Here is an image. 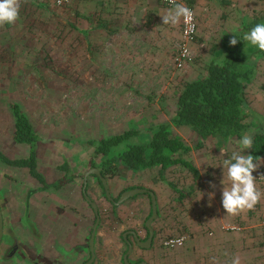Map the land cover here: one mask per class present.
I'll use <instances>...</instances> for the list:
<instances>
[{
  "label": "rangeland",
  "instance_id": "374dc122",
  "mask_svg": "<svg viewBox=\"0 0 264 264\" xmlns=\"http://www.w3.org/2000/svg\"><path fill=\"white\" fill-rule=\"evenodd\" d=\"M125 3L126 10L121 16L109 21L106 13H93L89 10L90 3L80 0H70L64 5H57L53 0H21L19 19L14 24L0 26V151L10 159L28 156L27 145L18 144L14 148V140L8 144L14 132L10 109V102L14 101L40 136V144L36 146L37 171L44 176L46 184L67 179L59 188L42 186L45 192L49 191L50 197L56 194L58 202L65 200L64 188L82 182L85 173L91 169L88 139L119 133L129 125L145 129L151 123L168 120L175 110L176 95L183 83L204 73L210 44L217 40L222 29L237 25L250 9L263 7L262 0H195L190 8L195 16L196 33L190 45L189 59L179 68L174 59L181 42L182 24L173 27L162 22V16L173 6L165 5L162 0H125ZM106 22L110 26H125L128 34L113 37L118 40L114 44L116 50L101 45L94 51L89 44L88 31H94L96 27L107 28ZM119 38L123 40L119 41ZM119 43L126 49L124 46L118 49ZM95 52L100 56L101 64L94 61ZM246 96L257 113L256 122L262 121L264 57L258 61L257 75L247 87ZM174 131L191 145L197 138L185 126L174 127ZM206 143V149L190 153L202 174L197 193L180 204L174 202L172 190L152 181L150 173L135 175L124 171L122 176L108 182L109 193L117 200L119 194L131 186L154 192L160 214L154 218L151 227L156 233L154 246L160 253L152 264H175L171 262L173 258L180 257L195 264H230L237 256L240 264H264V174L257 176L264 164L253 172L262 193L260 201L253 209L230 216L221 205V189L230 187L223 161L230 159L234 151L246 155L247 149L241 152L240 146L233 144L225 153L216 148L214 139L209 138ZM65 161L69 173L57 168ZM0 168V264H72L75 252L67 251L63 245H58L56 253L50 257L52 243L44 254L40 253V245L34 244L38 250L30 254L26 250L29 244L18 241L7 223L8 207L13 211L17 206H8L3 193L10 187H16L19 192L20 187L27 185L24 176L34 183L38 180L29 175L26 167L0 161ZM179 170L170 171L167 177L182 187V183L190 182L191 177ZM17 171L26 174H15ZM93 175V172L87 173V180H92ZM209 181L216 187H210ZM209 192L215 193L211 201ZM32 193L31 190L26 197L34 201L40 197L48 198L47 193L43 196ZM18 198L12 203L18 205ZM99 203L104 223L110 231L117 234L127 229H141L145 236V217L150 208L146 194H136L115 204L113 209L100 193ZM51 204L47 201L44 207ZM12 213L16 214L15 211ZM243 215L246 216L244 220L241 219ZM32 224L25 223L22 229L34 238L39 237L38 230L44 228V224H49L51 230L56 227L51 221ZM226 225H233L236 230ZM183 226L185 229L180 233ZM178 235L184 236L181 245L170 247L165 244L169 238ZM238 237L241 247L234 249ZM66 248L70 249L69 245ZM135 250L131 257L133 262L148 258L147 250Z\"/></svg>",
  "mask_w": 264,
  "mask_h": 264
},
{
  "label": "trees",
  "instance_id": "16d2710c",
  "mask_svg": "<svg viewBox=\"0 0 264 264\" xmlns=\"http://www.w3.org/2000/svg\"><path fill=\"white\" fill-rule=\"evenodd\" d=\"M83 1H94V4L101 7L105 5L103 0ZM184 3L192 7L195 0H184ZM262 3L261 9H250L237 25L222 29L217 40L210 44L209 60L204 65V73L183 83L176 95L175 110L168 120L151 123L145 129L129 125L119 133L86 141L91 149V167L97 168L107 183L122 176L124 171L135 175L150 173L152 181L172 190L174 202L180 204L197 193V185L202 176L190 153L206 149L209 138L215 140L216 148L227 153L229 146L238 145L237 142L243 135L251 134L252 149H247L246 155H253L257 162L264 157V118L256 122L257 113L246 96V89L257 75V64L264 57V52L242 39L243 34L255 24L264 23V0ZM234 35L238 42L235 46H230L229 41ZM10 109L14 125L13 140L27 145L29 152L25 158L10 159L0 151V161L26 167L42 186L59 188L67 181L66 178L46 184L44 176L37 171L36 146L40 136L30 119L18 103L11 101ZM183 126L192 130L197 137L192 145L174 131V127ZM57 168L65 173L70 171L66 161ZM261 168L262 166L260 170ZM177 169L191 177L190 182L182 183V187L167 177V173ZM94 177L102 188L103 196L108 199L99 177L95 174ZM132 188L135 187L126 189ZM83 193L86 195L85 190ZM146 195L150 203V195ZM159 214L157 207V215ZM251 214L253 215L252 211ZM150 215L151 203L145 220ZM184 229L185 226L180 233ZM138 262L140 260L135 263Z\"/></svg>",
  "mask_w": 264,
  "mask_h": 264
},
{
  "label": "crops",
  "instance_id": "0c3cea01",
  "mask_svg": "<svg viewBox=\"0 0 264 264\" xmlns=\"http://www.w3.org/2000/svg\"><path fill=\"white\" fill-rule=\"evenodd\" d=\"M80 1L85 3H90L89 10L95 14L100 12L106 13V15L111 19L109 21H114L116 17L121 16L123 10H126L125 0H103L105 2V5L102 7L98 4H94L95 3L94 1L93 2H86L83 0ZM80 5H82V3H80ZM106 27L107 28L104 29H101L100 27H96L94 31L93 30L88 31L90 33L89 44H92L91 47L92 50L94 49L95 51L98 48H101L102 47L101 45H105L107 47L112 46L113 49L116 50L114 44L118 40L114 39L113 37L117 36V34L123 36H127L128 34L127 28L125 26L115 27V26H110L108 23H106ZM102 31L104 32L102 33ZM82 32H84V30H82ZM119 39H120L119 41L123 40V38H119ZM122 46H124V48L126 49V46L121 43H119L118 49H121ZM94 54H95L94 61L99 62V64H101L100 56H97L96 52ZM12 138L13 135H11L8 144H12V140H13ZM15 143H13L14 148L16 145H18V143L16 144ZM38 144L40 143L38 142ZM92 168L94 167H91V169ZM91 169L87 173H90ZM8 173L10 174V171ZM18 173H21L22 175L26 174V172H22V171H17L15 174ZM87 173H85L82 182L77 183L78 182L77 181L73 185H67L64 188V192H62L64 193L63 198L65 195L66 196L65 200L67 202H65V200L58 202L57 196H55L56 194H54L53 197H50L51 194L49 193V191L45 192L46 189L42 188V185L40 183L27 181L26 176H24V178L25 181L27 182V185L20 187L21 189L19 190V192H17L16 187H14V189L10 187L7 190V192L3 193V198L5 202L8 204V206H12V205L17 206V209L13 210L16 212V214H13L12 213L13 211H11V209L8 207L9 210L8 219H7L8 226L11 227L10 230L16 234L18 241H20L21 243L26 242L29 244L26 250H28L30 254L38 250L34 247V244L40 245L41 248L40 253L44 254L45 252H47L46 249H49L48 247L49 243H52L50 244L52 245L51 253L48 254V256L50 257L56 253V248L58 245H63L64 249H66L67 251L72 250L75 252V257L73 258L72 264H82L83 262H86L90 258L91 253L89 248V238L91 235L92 226L96 219V215L92 206L85 199V195L83 193L84 190L86 196L96 204L98 217H99V222L95 229L94 243H93L94 258L91 264H124L123 254L126 252L125 251L126 241L123 238L122 234L125 232L128 233V230H132L134 232L137 230L136 232L139 234L142 240L145 237H147L148 229L145 226V223H144L145 236L142 235L141 229H127L124 232L119 231V233L116 234L114 230L110 231L108 227H106L101 211V203H99V194L101 193L103 196L102 188L97 178L94 177V175L92 177L93 178L92 180H90L91 178L87 180L86 177ZM15 174H13L12 177L15 178ZM96 185L99 186V188ZM31 190L33 191L32 194L35 193V195H39V196H43L44 193H47L48 198L44 200L43 197H40V199H36L35 202L33 199H29L28 197H26V194L30 193ZM140 194H145V193H140ZM15 197L17 198L19 197L18 199H20L19 201H17L18 205L12 203L13 200L16 201L17 198L14 199ZM103 198L111 205V207L115 205L112 201L106 199L104 196ZM47 201L53 203L48 208L44 207V203ZM31 202H35V203H31ZM75 207L76 208L78 207V209H75ZM241 219L243 220L246 219V216L243 215ZM49 221H51L53 224L56 225V227L52 228V230L49 229V224H48ZM34 222L35 225H39L42 222L48 224L47 226H45L44 224V228L38 230V234H39L38 238L32 237L30 234H28V232L24 228L22 229V226L25 227L28 224L32 226L33 225L32 223ZM152 223L153 221L151 222V224ZM217 223H219V225L222 224L220 223L219 220L217 221ZM247 223L248 224L250 223V219L248 220ZM63 227L66 231L64 229L61 230V228ZM104 232L107 233L105 234ZM155 234H156L155 230L153 229V240L151 242V246L145 247V250H147L149 253L148 256L149 259L146 257H144L143 259L146 260L145 262H147L148 264H152V260H154V258H158L160 253L157 252V249L155 248L153 243ZM49 238H51V240H48ZM262 241L264 242V239H262ZM236 243H237L236 246H234L233 248L235 249L236 247L237 249H240L241 247L240 237L237 238ZM66 245H69L70 249H67ZM135 249L136 248L133 249V251L130 253L128 257V262L130 264H136L135 262L132 261L133 259L131 258L135 254L136 251ZM237 253L239 255V251ZM173 259L174 260H172L171 258L172 260L171 262H175V264H195V262L189 261L188 258H184V257L173 258ZM112 260H115L116 262H112Z\"/></svg>",
  "mask_w": 264,
  "mask_h": 264
},
{
  "label": "clouds",
  "instance_id": "9594fccd",
  "mask_svg": "<svg viewBox=\"0 0 264 264\" xmlns=\"http://www.w3.org/2000/svg\"><path fill=\"white\" fill-rule=\"evenodd\" d=\"M168 3L173 5L171 9L162 16V22L173 27L178 26L183 19L185 24V35L195 31L194 14L191 9L182 4L176 3V0H168ZM21 8V0H0V26L14 24L19 19ZM242 39L249 42L250 45L257 47L264 52V23L255 24L250 31L243 34ZM238 42L237 36L234 35L230 41V46H235ZM241 152L245 149H252V136L245 134L237 142ZM254 157L251 154L243 155L240 152L234 151L230 159L223 161V166L226 168V179L230 187L221 189V205L226 213L230 216L239 215L245 210H251L260 201L262 193L256 185V177L253 172L258 170L261 164H264V159L260 158L259 162H254ZM209 185L215 188L216 185L209 181ZM203 194L201 193V196ZM215 193L209 192V201L214 198ZM226 227L235 226L226 225ZM183 242V238L176 243ZM215 262V258H213ZM230 264H240V258L234 257Z\"/></svg>",
  "mask_w": 264,
  "mask_h": 264
},
{
  "label": "water",
  "instance_id": "95a60500",
  "mask_svg": "<svg viewBox=\"0 0 264 264\" xmlns=\"http://www.w3.org/2000/svg\"><path fill=\"white\" fill-rule=\"evenodd\" d=\"M91 172H93L94 174H96L99 177V179H100V181H101V183L103 185L105 196L108 198V200L112 201L114 204H120L124 200H127L130 197H132V196H134L136 194H139V193H148L150 195L151 215L145 221V226L147 227L148 232H149V235H148V238L146 240V243L143 244V242H141L138 239V237L136 236V234H135V239H136L137 244H139L140 246L149 247V245L151 244L152 236H153V229L150 226V224L154 220V218L157 216V205H156L155 194L149 189L141 188V187H135V188L123 191L119 195L117 200H113L111 198L110 194H109L107 181H106V179L104 177L101 176L99 170L97 168H92ZM85 199L92 206V208H93V210L95 212V215H96V219H95L94 224L92 226V231H91V235H90V238H89V248H90L91 256L86 262L83 263V264H91V262L93 261V258H94L93 243H94L95 229H96L97 224L99 222V217H98V211H97V208H96V204L94 202H92L86 195H85ZM133 233H134V231H133ZM126 235H127L126 232L123 233L122 234L123 238H125ZM1 237H2V215H1V209H0V240H1ZM131 249H132V246H131V244H129L126 252L123 254V263L124 264H130L128 262V256L131 253ZM136 264H148V263L145 262V261H141V262H138Z\"/></svg>",
  "mask_w": 264,
  "mask_h": 264
},
{
  "label": "built area",
  "instance_id": "2783aa9c",
  "mask_svg": "<svg viewBox=\"0 0 264 264\" xmlns=\"http://www.w3.org/2000/svg\"><path fill=\"white\" fill-rule=\"evenodd\" d=\"M53 1L57 5H64V4L68 3L70 0H53ZM162 2L165 5H167V6H173V5L168 3V0H162ZM176 3L182 4L184 6H187V5H185L184 0H176ZM187 7L189 9H191L189 6H187ZM192 12H193V10H192ZM193 22L195 24V31L185 35V27L186 26H185V24L183 22V19H181L182 37H181V42H180V45L177 48V52H176L175 59H174L175 60V65L177 67H179V68L183 67L186 64V62H187V60L189 59V56H190V45L193 42V39H194L195 33H196L195 16H194ZM263 174H264V165L262 166V168H261V170H260V172L258 174V177H262ZM181 238H183V241H184V236H176V237L169 238L165 242V244L170 246V247L179 246V245H181V243H176V241L180 240Z\"/></svg>",
  "mask_w": 264,
  "mask_h": 264
},
{
  "label": "flooded vegetation",
  "instance_id": "af4514ba",
  "mask_svg": "<svg viewBox=\"0 0 264 264\" xmlns=\"http://www.w3.org/2000/svg\"><path fill=\"white\" fill-rule=\"evenodd\" d=\"M135 234H136V236L138 237V239H139L141 242H143V244L146 243V240H147L148 236L145 237V238L142 240V239L140 238L139 234H138L136 231L133 233L132 230H128V233H127L126 237L124 238L125 241H126V250H127L129 244H131V246H132L131 252L133 251L134 248H138L139 250H145V247H144V246H140L139 244H137L136 239H135ZM148 235H149V232H148ZM152 240H153V236H152ZM152 240H151V242H152ZM149 246H151V244H150ZM126 250H125V251H126ZM128 257H129V256H128ZM141 261H143V260H140V262H141Z\"/></svg>",
  "mask_w": 264,
  "mask_h": 264
}]
</instances>
